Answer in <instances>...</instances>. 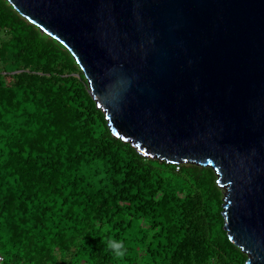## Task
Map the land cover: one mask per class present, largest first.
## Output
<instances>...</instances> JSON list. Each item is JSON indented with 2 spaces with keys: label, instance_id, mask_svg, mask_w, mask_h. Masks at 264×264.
<instances>
[{
  "label": "trees",
  "instance_id": "1",
  "mask_svg": "<svg viewBox=\"0 0 264 264\" xmlns=\"http://www.w3.org/2000/svg\"><path fill=\"white\" fill-rule=\"evenodd\" d=\"M217 181L115 137L69 50L0 0L3 264H246Z\"/></svg>",
  "mask_w": 264,
  "mask_h": 264
},
{
  "label": "water",
  "instance_id": "2",
  "mask_svg": "<svg viewBox=\"0 0 264 264\" xmlns=\"http://www.w3.org/2000/svg\"><path fill=\"white\" fill-rule=\"evenodd\" d=\"M65 46L117 138L212 169L224 229L264 264V0H6Z\"/></svg>",
  "mask_w": 264,
  "mask_h": 264
},
{
  "label": "clouds",
  "instance_id": "3",
  "mask_svg": "<svg viewBox=\"0 0 264 264\" xmlns=\"http://www.w3.org/2000/svg\"><path fill=\"white\" fill-rule=\"evenodd\" d=\"M107 247L112 250L113 254L117 258L124 257L126 255L127 249L122 240L110 239L107 242Z\"/></svg>",
  "mask_w": 264,
  "mask_h": 264
},
{
  "label": "built area",
  "instance_id": "4",
  "mask_svg": "<svg viewBox=\"0 0 264 264\" xmlns=\"http://www.w3.org/2000/svg\"><path fill=\"white\" fill-rule=\"evenodd\" d=\"M5 261L4 257L0 254V264H3Z\"/></svg>",
  "mask_w": 264,
  "mask_h": 264
}]
</instances>
